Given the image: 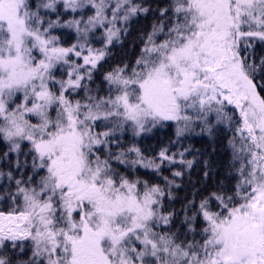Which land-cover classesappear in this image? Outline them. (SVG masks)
Here are the masks:
<instances>
[{
  "label": "snow or ice",
  "instance_id": "6c2138e0",
  "mask_svg": "<svg viewBox=\"0 0 264 264\" xmlns=\"http://www.w3.org/2000/svg\"><path fill=\"white\" fill-rule=\"evenodd\" d=\"M166 122L154 155L125 146ZM218 125L235 183H205V160L170 207L197 163L172 147ZM0 144V264H264V0H0Z\"/></svg>",
  "mask_w": 264,
  "mask_h": 264
},
{
  "label": "trees",
  "instance_id": "16d2710c",
  "mask_svg": "<svg viewBox=\"0 0 264 264\" xmlns=\"http://www.w3.org/2000/svg\"><path fill=\"white\" fill-rule=\"evenodd\" d=\"M150 2L153 7H155L157 3L163 6L165 0H150ZM153 19L154 17L149 14L146 18L141 16L131 23L129 33L122 37L120 43H116L111 48V58L108 64L105 65V68L109 65L121 62L122 60L135 59L141 46L139 37L142 32L150 28ZM57 34L65 38V45L72 43L75 39L74 33L66 29ZM96 46L99 47L100 45L97 44ZM97 83H99V80H97ZM93 87H95V85H93ZM230 136L231 132L227 131L225 125H218L217 130L214 131L212 136H209L206 132H201L200 127H195L193 131L186 133L179 143L172 147V151H177L178 149L182 150V147L188 148L190 146V153L186 154V158L193 159L195 157L197 163L190 170V173L183 177L182 181L180 179L177 180L178 183H182V187L174 189L176 199L171 202L170 207L179 209L186 195L191 198L193 184L188 183L189 178L196 186H199V183L203 181L205 160L209 161L213 170L205 183L209 186L220 181H224L229 185L235 183L234 178L228 179L230 171L228 165L231 160V149L228 147V138ZM123 140L125 146L136 143L145 151L146 155H154L160 147L168 145L169 141H176L175 123L166 122L163 127H156L151 132L144 133L140 137L133 138L131 134L128 133L123 137ZM5 150L6 147L0 144V152ZM13 159H15L14 155ZM21 159H23V157H21ZM113 166L119 167L122 172L125 170L122 165L114 163ZM136 174L139 175L141 179L148 180L150 183H162L163 176L171 177V169H166L160 176H157L151 170L143 168L138 169Z\"/></svg>",
  "mask_w": 264,
  "mask_h": 264
},
{
  "label": "rangeland",
  "instance_id": "374dc122",
  "mask_svg": "<svg viewBox=\"0 0 264 264\" xmlns=\"http://www.w3.org/2000/svg\"><path fill=\"white\" fill-rule=\"evenodd\" d=\"M62 38H63V40L65 39L63 36H61ZM68 44H70V43H68ZM65 46H67V45H65Z\"/></svg>",
  "mask_w": 264,
  "mask_h": 264
},
{
  "label": "bare ground",
  "instance_id": "6f19581e",
  "mask_svg": "<svg viewBox=\"0 0 264 264\" xmlns=\"http://www.w3.org/2000/svg\"><path fill=\"white\" fill-rule=\"evenodd\" d=\"M97 80H99V79H97Z\"/></svg>",
  "mask_w": 264,
  "mask_h": 264
}]
</instances>
